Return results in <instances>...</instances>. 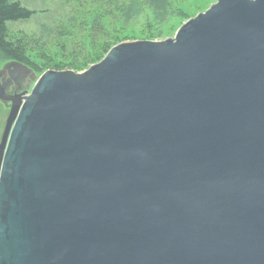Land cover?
Wrapping results in <instances>:
<instances>
[{"label":"water","instance_id":"obj_1","mask_svg":"<svg viewBox=\"0 0 264 264\" xmlns=\"http://www.w3.org/2000/svg\"><path fill=\"white\" fill-rule=\"evenodd\" d=\"M0 99V264H264V0Z\"/></svg>","mask_w":264,"mask_h":264},{"label":"rangeland","instance_id":"obj_2","mask_svg":"<svg viewBox=\"0 0 264 264\" xmlns=\"http://www.w3.org/2000/svg\"><path fill=\"white\" fill-rule=\"evenodd\" d=\"M19 1L35 13L27 20L9 21L5 38L32 69L29 94L46 71L82 73L117 43L174 38L181 25L217 0H121L119 6L105 5L108 28L88 34L79 22L96 9V0ZM8 60L11 56L0 50V68ZM9 110V103L0 102V139Z\"/></svg>","mask_w":264,"mask_h":264},{"label":"trees","instance_id":"obj_3","mask_svg":"<svg viewBox=\"0 0 264 264\" xmlns=\"http://www.w3.org/2000/svg\"><path fill=\"white\" fill-rule=\"evenodd\" d=\"M97 7L89 16H84L80 19L79 24L83 25L85 33H90L94 29L98 33L103 32L108 28L109 23L105 21L107 10L105 5H116L119 6L121 0H96ZM35 13L34 10H31L21 4L19 0H0V50L6 52L11 56L12 60L18 61L22 64H27L24 61V58L17 55L15 51L11 49V45L6 41L5 38V28L9 21H18V20H27ZM87 17H90L87 19ZM77 19H74V22ZM79 21V20H78ZM76 21V22H78ZM111 23L114 24L112 18ZM72 25L75 26L73 23ZM104 45H102L103 47Z\"/></svg>","mask_w":264,"mask_h":264},{"label":"flooded vegetation","instance_id":"obj_4","mask_svg":"<svg viewBox=\"0 0 264 264\" xmlns=\"http://www.w3.org/2000/svg\"><path fill=\"white\" fill-rule=\"evenodd\" d=\"M31 78L26 69L12 60L5 62L0 68V88L10 95L20 94L25 91ZM0 102L9 103L10 105V101Z\"/></svg>","mask_w":264,"mask_h":264}]
</instances>
